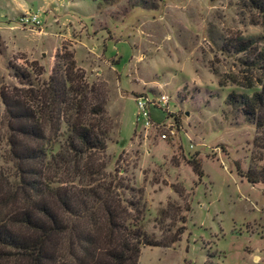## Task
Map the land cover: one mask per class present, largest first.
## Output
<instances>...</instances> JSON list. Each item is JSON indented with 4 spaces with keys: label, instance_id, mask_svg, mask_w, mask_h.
<instances>
[{
    "label": "rangeland",
    "instance_id": "obj_1",
    "mask_svg": "<svg viewBox=\"0 0 264 264\" xmlns=\"http://www.w3.org/2000/svg\"><path fill=\"white\" fill-rule=\"evenodd\" d=\"M29 13L38 22L19 23ZM238 38L264 46L245 0H0V86H18L9 64L33 61L45 79L60 46L87 83L103 85L104 171L141 188L138 225L156 243L139 246L137 264H264V184L242 175L264 166L263 152L225 101L258 89L241 85L259 70L252 51L232 48ZM137 97L149 127L135 120ZM4 137L0 117V156ZM1 173L10 168L0 158Z\"/></svg>",
    "mask_w": 264,
    "mask_h": 264
},
{
    "label": "trees",
    "instance_id": "obj_2",
    "mask_svg": "<svg viewBox=\"0 0 264 264\" xmlns=\"http://www.w3.org/2000/svg\"><path fill=\"white\" fill-rule=\"evenodd\" d=\"M245 1L264 32V0ZM252 44L238 38L232 48L252 51L250 65L259 73L241 85L258 89L229 92L225 101L253 125L264 158V46ZM71 54L60 46L45 79L37 78L33 61L28 69L7 65L18 86H0L6 146L0 158L10 168L0 174V264H137L139 246L156 244L138 225L141 188L104 171L106 93L84 80ZM191 169L200 175L196 161ZM242 175L264 184V166Z\"/></svg>",
    "mask_w": 264,
    "mask_h": 264
},
{
    "label": "built area",
    "instance_id": "obj_3",
    "mask_svg": "<svg viewBox=\"0 0 264 264\" xmlns=\"http://www.w3.org/2000/svg\"><path fill=\"white\" fill-rule=\"evenodd\" d=\"M37 22H38L37 16L34 13H31V14L29 13L27 15H23L19 19V23H21V24L37 23ZM134 102H135V106L137 109V112L135 114V120L139 116L142 119V128L149 127L151 125V120H150L149 115H148V110H147L145 99L142 97H137L134 99ZM157 103L163 105L165 103L164 97H160L159 100L157 101ZM161 137H164V135H161Z\"/></svg>",
    "mask_w": 264,
    "mask_h": 264
}]
</instances>
